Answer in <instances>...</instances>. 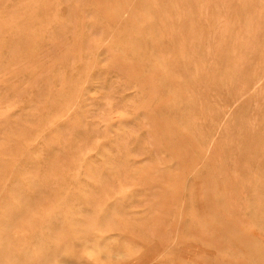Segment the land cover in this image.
I'll list each match as a JSON object with an SVG mask.
<instances>
[{"label":"rangeland","instance_id":"rangeland-1","mask_svg":"<svg viewBox=\"0 0 264 264\" xmlns=\"http://www.w3.org/2000/svg\"><path fill=\"white\" fill-rule=\"evenodd\" d=\"M0 264H264V0H0Z\"/></svg>","mask_w":264,"mask_h":264}]
</instances>
